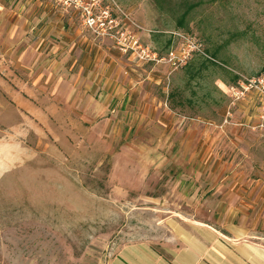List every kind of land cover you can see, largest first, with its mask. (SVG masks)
<instances>
[{
	"label": "rangeland",
	"instance_id": "374dc122",
	"mask_svg": "<svg viewBox=\"0 0 264 264\" xmlns=\"http://www.w3.org/2000/svg\"><path fill=\"white\" fill-rule=\"evenodd\" d=\"M47 1L58 27L42 45L33 25L6 32L0 20V264H105L144 238L167 254L171 244L192 242L197 223L220 230L225 242L264 244V188L260 203L244 207L225 178L232 153L241 180L240 147L215 164L225 176L216 177L213 196L176 194L174 177L143 174L149 164L177 162L148 154L159 146L157 124L81 118L76 91L55 92L86 83L88 103L105 100L118 68L120 116L127 102L150 101L151 92L170 118H195L216 131L260 118L264 128V90L249 86L264 77V0ZM138 46L164 60H141ZM183 47L190 55L173 66L170 51ZM39 102L69 105L73 118H38ZM254 165L253 179L264 182V161Z\"/></svg>",
	"mask_w": 264,
	"mask_h": 264
},
{
	"label": "crops",
	"instance_id": "0c3cea01",
	"mask_svg": "<svg viewBox=\"0 0 264 264\" xmlns=\"http://www.w3.org/2000/svg\"><path fill=\"white\" fill-rule=\"evenodd\" d=\"M54 14V6L47 0H0V20L6 27V32L13 26L23 28L28 24L33 25L32 27H36L35 33L40 32L42 35L37 38L40 45L49 41L50 35L55 34L58 26ZM44 33H46L45 38ZM83 60L86 62L84 64L86 67L91 63L88 56ZM101 66L102 64H97V67ZM119 76L118 68L110 74L115 82L107 90L104 88L107 91L105 100L96 99L95 102L88 103L92 95L88 93L86 83L78 86L77 89L75 85L70 86V89L69 85H66L64 89L63 85L59 84L55 92L56 94L61 92L64 98L63 92L74 89L76 91L74 96L80 100L77 109L81 118H133V123L137 118H142L150 124H157L159 146L150 149L148 154L159 155L164 159L172 157L177 162L168 168L149 164L148 169L143 170V174L146 178L149 176V179L153 176L157 177L159 181L163 176L164 179L167 176L170 180L174 177L176 194L192 193L202 198L213 196L215 189L219 187L215 183L216 177L225 176V173L223 175L222 171L214 168L215 164L217 163L216 168H221L225 153L240 147L239 149L246 156V168L241 170V180L240 182L234 180V175L240 169L235 168L234 163L237 160L232 158V153L229 155L230 174L225 178L231 179L230 192L237 193L241 197L244 207H254L253 205L260 203L264 182L261 177L253 179L252 175L254 164L264 161V128H260V118L240 120L238 129L226 125L224 130L216 131L205 123H198L195 118H170L167 109L161 108L163 104H158L154 97L152 100L151 92L147 94L150 101H140L133 107L127 102L124 105L127 110L126 115L120 116L116 99L120 97L116 95L122 90L117 82ZM64 80L69 81L63 77L61 81ZM45 106L39 102L32 108V115L38 118L52 116L73 118V110L69 105L55 103ZM44 108L48 111L45 112ZM161 111L164 114H160ZM247 211H242L244 214L242 217L246 218ZM255 217L257 218L258 215ZM199 224L191 226V233H188L192 242L180 248L171 244V249H168L170 253L161 251L152 239H138L119 247L105 264H264V244L225 242L221 238L220 234L223 233L220 230L208 224Z\"/></svg>",
	"mask_w": 264,
	"mask_h": 264
},
{
	"label": "built area",
	"instance_id": "2783aa9c",
	"mask_svg": "<svg viewBox=\"0 0 264 264\" xmlns=\"http://www.w3.org/2000/svg\"><path fill=\"white\" fill-rule=\"evenodd\" d=\"M73 4H76V0H72ZM84 13H91V10L87 5L83 6ZM92 18L90 22H88L90 25L95 24V18L91 16ZM137 44V41L135 42ZM195 47H198L201 45V43L196 42ZM135 47H131V49H134ZM139 50H137L136 54L141 60H155V61H163V58H160L157 56L155 52H152L149 48H144L142 46H138ZM192 51V48L189 49V47H183L179 50H172L169 53L168 62L172 64L173 66H178L181 62L186 60L188 56L190 55V52ZM250 87H256L258 90H264V77H259L257 79L251 80L249 83Z\"/></svg>",
	"mask_w": 264,
	"mask_h": 264
},
{
	"label": "trees",
	"instance_id": "16d2710c",
	"mask_svg": "<svg viewBox=\"0 0 264 264\" xmlns=\"http://www.w3.org/2000/svg\"><path fill=\"white\" fill-rule=\"evenodd\" d=\"M191 6H193V5H191ZM186 12H184V15L183 16H185ZM184 20H185V18H183V20L180 22V25H183L184 24Z\"/></svg>",
	"mask_w": 264,
	"mask_h": 264
}]
</instances>
